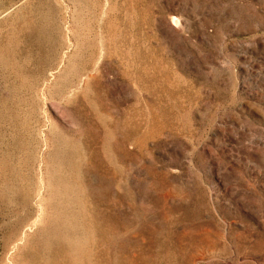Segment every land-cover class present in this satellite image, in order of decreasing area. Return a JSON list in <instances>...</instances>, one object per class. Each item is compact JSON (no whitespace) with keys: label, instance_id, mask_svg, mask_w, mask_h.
Here are the masks:
<instances>
[{"label":"rangeland","instance_id":"374dc122","mask_svg":"<svg viewBox=\"0 0 264 264\" xmlns=\"http://www.w3.org/2000/svg\"><path fill=\"white\" fill-rule=\"evenodd\" d=\"M0 264H264V0H0Z\"/></svg>","mask_w":264,"mask_h":264},{"label":"bare ground","instance_id":"6f19581e","mask_svg":"<svg viewBox=\"0 0 264 264\" xmlns=\"http://www.w3.org/2000/svg\"><path fill=\"white\" fill-rule=\"evenodd\" d=\"M168 17L170 18V20H172V22H173L174 24L178 23L179 20H180V18H177V17H173V16H168Z\"/></svg>","mask_w":264,"mask_h":264},{"label":"water","instance_id":"95a60500","mask_svg":"<svg viewBox=\"0 0 264 264\" xmlns=\"http://www.w3.org/2000/svg\"><path fill=\"white\" fill-rule=\"evenodd\" d=\"M177 18H178V17H177ZM172 24H173L174 26H176V27H178V26H180V25H181V23H180V20H179V22H178V23L174 24V23L172 22Z\"/></svg>","mask_w":264,"mask_h":264}]
</instances>
